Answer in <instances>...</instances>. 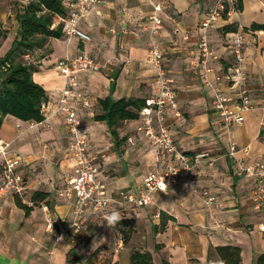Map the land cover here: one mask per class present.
<instances>
[{"label": "crops", "instance_id": "crops-1", "mask_svg": "<svg viewBox=\"0 0 264 264\" xmlns=\"http://www.w3.org/2000/svg\"><path fill=\"white\" fill-rule=\"evenodd\" d=\"M214 1L101 0L94 12L77 23L78 29L89 35V41L75 36L51 38L37 51L39 53L30 56V61L36 65L33 81L42 86L47 97L44 120L24 122L8 115L0 128V141L10 144L7 154L19 161L17 170L32 196L42 194L33 187L38 179L28 177L29 173L39 176L32 172L35 160L36 164L44 166L57 162L63 187L75 172L64 123L54 113L63 82L55 63L84 50L106 68L78 75L79 85L88 93L91 104L87 110L79 112L82 129L89 135L94 151L103 155L97 163L98 177L109 193L137 192L144 176L149 171L161 172L171 158L157 154L138 130V119L122 121L117 135L112 136L106 123L96 120L102 114L99 101L106 97L145 99L154 93V71L146 62L149 36L141 26L152 10V3L162 5L163 19L165 14L174 15L176 25L164 19V27L156 37L164 53L165 69L176 90L179 111L178 117L168 111L165 123L182 152L209 151L217 161L212 167L200 165L193 180L173 185L166 193H155L152 207L119 210L125 219L133 220L131 223L136 229L147 234V246L143 243L139 251L149 252L153 264H209L217 258L214 248L224 245L241 249L242 264H254L255 258L264 252V231L258 230V226L264 224V217L253 211L250 200L253 182L238 176L234 162L226 155L229 145L234 144L239 150L236 157L245 163L264 164V31L249 29L253 23L264 24V0H242V9L229 22L218 23L209 33L217 54V59L210 61L209 66L219 74L234 58L226 34L240 30L244 36L248 74L245 88L254 109L245 114L243 124L230 127H225L213 113L212 90L203 85L201 70L191 69V62H195V27ZM59 21L55 18V25ZM232 24L236 29L228 31L226 27ZM15 28L14 37L17 25ZM111 28L117 31L126 28L129 32L112 34ZM184 33H188V40L183 39ZM4 42H9V38ZM44 125L50 129H42ZM49 170L42 172L43 178H54ZM203 189L216 197V205H205L199 193ZM43 195L41 202L49 205L59 234L64 238L74 204L56 197L55 193ZM162 212L174 220L167 221L164 231L155 233L153 228L159 225ZM97 219L92 213L85 214L82 227ZM43 221L44 214L39 207L26 215L17 206L14 196L0 195V264H66V254L72 248L68 243L55 246L45 232ZM70 235L71 239L76 234ZM122 247H119L120 253L125 258L119 264H127V256L130 264L132 247Z\"/></svg>", "mask_w": 264, "mask_h": 264}, {"label": "built area", "instance_id": "built-area-1", "mask_svg": "<svg viewBox=\"0 0 264 264\" xmlns=\"http://www.w3.org/2000/svg\"><path fill=\"white\" fill-rule=\"evenodd\" d=\"M72 10L67 18L60 19L64 36H75L81 41H89V35L77 27L79 19L95 11L101 0H73ZM152 10L148 14L141 29L148 33L147 64L154 71V93L144 99V105L138 111V130L159 156H169L171 161L161 172L149 171L143 178L137 192L120 190L109 193L105 183L98 177V160L103 158L96 153L89 135L82 129L79 112L90 107L88 93L79 85L78 75L81 72H98L105 69V65L95 60L89 53L82 50L74 57H63L55 63V68L62 77V88L55 105L54 113L62 119L69 139L70 159L74 164L75 174L68 178L60 190L59 196L73 202V212L67 228V234H76L82 228L85 214L96 215L105 224V214L121 208L132 209L148 208L154 205L152 196L155 193H166L160 187L162 182L168 188L178 183H187L195 178L196 170L200 165L212 167L216 156L208 151L187 154L176 145L169 126L165 123L168 111L179 116L176 90L172 79L168 76L164 66V53L156 39L164 27V19L176 25V17L165 14L159 2L152 3ZM75 7V8H74ZM239 12L238 0H215L202 15L195 27L196 46L193 51L195 62H191L193 71L201 70L200 77L203 85L212 90L211 108L225 127L241 125L247 112L254 109L245 88L248 74L245 68L244 36L242 31L226 34L233 60L222 73H216L209 62L217 59L216 48L210 42V31L220 22H229L231 17ZM178 31L177 28L174 29ZM112 34L127 33L123 28L117 31L111 28ZM188 40V33L183 34ZM28 58V56H26ZM213 75L212 79L209 75ZM228 89L229 92L225 91ZM45 104L42 106L44 112ZM131 143V140L128 139ZM10 144L0 141V195H12L22 205L28 208L39 207L44 214L45 231L58 244L62 240L51 209L47 203L37 202L29 193L22 174L17 170L19 161L8 156ZM239 152L234 144H230L226 155L234 162L238 176L253 182L250 200L253 211L264 217V164L255 162L245 163L242 158L236 157ZM167 188V190H168ZM205 205H216V197L203 189L201 191ZM264 231V224L258 226ZM122 246L119 238L117 247Z\"/></svg>", "mask_w": 264, "mask_h": 264}, {"label": "trees", "instance_id": "trees-1", "mask_svg": "<svg viewBox=\"0 0 264 264\" xmlns=\"http://www.w3.org/2000/svg\"><path fill=\"white\" fill-rule=\"evenodd\" d=\"M73 3V0H29L17 5L16 35L8 52L0 57V128L4 117L8 115L24 122L40 123L44 120L42 106L47 97L42 86L33 81L32 75L36 65L30 61V56L43 49L48 39H59L64 36L62 24L59 21L55 25V18H67L73 9ZM238 8L242 9V0H238ZM233 26L232 24L226 28L228 31H234L236 27ZM249 29L264 31V24L253 23ZM5 38L6 32H0V42ZM143 105L144 99L113 100L106 97L99 101L102 114L97 116L96 120L104 121L112 136L115 137L120 123L124 120L137 119L138 111ZM33 198L41 202L44 200V195L38 194ZM16 204L24 210L26 215L30 214L32 208L22 205L18 200ZM168 220L174 219L163 212L160 213V223L153 228L154 232L164 231ZM122 224L125 225L127 222L124 221ZM70 251L72 259L68 262H77L79 260L77 253L73 249ZM214 252L217 258H223L227 264H242L241 249L238 246H216ZM130 264H153L152 256L147 251H132ZM254 264H264V252L255 258Z\"/></svg>", "mask_w": 264, "mask_h": 264}, {"label": "rangeland", "instance_id": "rangeland-1", "mask_svg": "<svg viewBox=\"0 0 264 264\" xmlns=\"http://www.w3.org/2000/svg\"><path fill=\"white\" fill-rule=\"evenodd\" d=\"M21 1H25V0H0V32H6V38L1 40L0 42V48L2 49L3 56L10 49L12 41L14 39V32L16 29L15 27L17 25L16 22L14 21L15 9L17 5L22 4ZM8 38H9V42H6V44H4L5 43L4 41ZM35 55L36 54H33V56ZM149 94L150 92H148L146 96H148ZM42 129L49 130L50 126L44 125ZM92 132L96 136L100 135V133L96 134L94 131ZM42 147L46 149L45 146L42 145ZM41 159H43V156H41ZM36 161L37 160L33 162V164L34 163L35 164L34 166H32V172H34V174L38 173L37 175L39 176L35 177L33 176V174L32 175L30 173L28 174V177L30 179L32 178L38 179L36 184L33 185L34 189H36L35 191L37 193H42V194L55 193V196L59 198L60 197L59 193L60 190L62 189V187L60 186L61 185L60 176L62 174L60 173L59 170L60 168L59 164L57 162H52L48 166H44L43 164L41 165L36 164ZM45 169L46 171H48L49 169L51 170L52 173L51 178H53L54 176L53 179L43 178L42 172L45 173ZM30 179L27 180L30 181ZM199 193H201V191ZM120 215L121 217H123L121 213ZM124 221H126L127 224L123 225L122 222ZM131 222H133V220L125 219V217H123L120 223H118L114 228H108L106 224L98 218L97 220H92L90 222H87L86 226L82 227L80 231L76 233V235L71 239H70L71 235H67V237L64 236L63 240L58 244H56L53 241V239L51 242L55 244V246L68 243V246L76 251L79 260L77 262H68L72 259L71 251L68 250L66 254V264H119L120 261H123V259L125 258L124 256L122 257L120 253L121 250L120 248L117 247L119 238H121L122 241V245H123L122 248L125 249L127 247L128 248L132 247L130 252L135 251L136 249H138L137 251L142 250L143 243L144 245L147 246V239H146L147 234L143 233L141 229H136L134 224ZM43 223L45 224L44 221ZM47 235L50 238V235L48 233ZM93 241H94V246L92 247ZM127 264H129L128 256H127Z\"/></svg>", "mask_w": 264, "mask_h": 264}, {"label": "clouds", "instance_id": "clouds-1", "mask_svg": "<svg viewBox=\"0 0 264 264\" xmlns=\"http://www.w3.org/2000/svg\"><path fill=\"white\" fill-rule=\"evenodd\" d=\"M161 189L167 192L168 185L165 182H162L160 185ZM104 219L106 221V226L108 228H114L120 221L122 217L118 211L112 210L110 213L105 214ZM63 236L57 238V240H62ZM209 264H227V261L223 258H216L209 262Z\"/></svg>", "mask_w": 264, "mask_h": 264}]
</instances>
